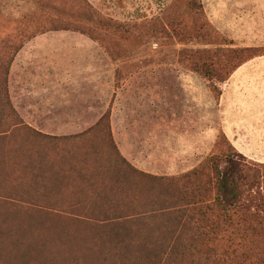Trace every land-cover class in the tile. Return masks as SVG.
I'll list each match as a JSON object with an SVG mask.
<instances>
[{
  "label": "rangeland",
  "instance_id": "obj_1",
  "mask_svg": "<svg viewBox=\"0 0 264 264\" xmlns=\"http://www.w3.org/2000/svg\"><path fill=\"white\" fill-rule=\"evenodd\" d=\"M209 1L205 0L208 9ZM208 16L193 9L190 0H0V77L4 67L11 60L14 62L17 54L29 44L34 43L30 46L32 48L39 41L42 44L71 43L70 39L58 38L51 41L42 37L53 33H78L96 42L101 51L107 53L105 80L112 84L105 89L109 102L108 111L104 116L110 111L111 130L117 123L124 121L126 126L139 128L170 127L169 120L164 123V109L159 106L161 103L155 106V117L151 116L153 108H147V99L143 95L148 83H154L156 90L168 97L170 112L175 110L180 114L192 104L180 94V86L191 79L190 73H196L191 69L194 65L206 63L207 68L218 70L221 65L234 67L245 57L240 55L237 58L234 55L235 47L220 37ZM101 56L103 57L102 54ZM34 69L28 70L30 75L37 73ZM25 80L28 81L29 78L26 77ZM123 80H126V83L134 82V86L129 89L133 93L140 92V95L136 98V94L135 98L126 99L122 103L136 105L134 112L130 110L125 120L121 116L112 120L116 91L122 87L119 83ZM204 82L205 88L211 90L208 81L204 79ZM161 99L162 97H159V100ZM192 106L195 107L194 100ZM204 107L210 109L212 101H204ZM5 115L6 111L1 106L0 119L2 118L3 122ZM20 118L22 119L21 116ZM99 121L96 123V120H92V123H96L93 127L99 125ZM104 121L108 123L107 119ZM23 122L26 124L24 120ZM106 122L101 123L103 129H108ZM174 124L176 127L182 126L178 120ZM20 127L18 128L23 129L22 131L15 129L16 142L8 140L5 144H0V264H77L79 260V264H137L134 259L122 260L129 251L134 252L133 246L119 245L117 237L114 241L111 238L106 239L107 231L99 225L85 221L86 216H73L71 211L75 212L76 209L69 211L68 206L63 210L55 209L51 203L42 204L43 201H39L42 203L39 205L38 202L39 206L35 207L30 202L35 200L37 203L41 196L36 193L34 178L30 180L26 174L25 160L27 157L35 159L33 147H36L39 137H34L33 147L26 146L27 144L21 143V139L31 134H27L24 125ZM204 130L208 133L211 131L209 112L205 113ZM205 137L207 139L205 138L203 161L215 153L216 144L213 146L206 143L210 142V138ZM95 138L104 139L103 135ZM96 147L98 151L106 152L104 144ZM89 149H85V155H90L92 159H81L85 165L88 164L91 168L99 163L103 166L106 163L111 165L108 156L100 161L93 156V149ZM218 149L227 148L220 145ZM83 152L73 153L74 161L80 162ZM88 173L85 174L84 171L83 175ZM76 174L74 179H69L72 183L70 182L71 189L68 192L61 184L60 198L69 200L88 191L86 184L80 183ZM149 181L141 179V185L145 186L140 187V200L146 197L145 190ZM123 209L130 212L134 210L128 207ZM46 213L47 215H43ZM252 227L256 232L251 233L248 239L244 238L242 244L248 248L255 247L259 253H264V228L255 227L254 224ZM241 241L238 237L233 242L239 245ZM82 242L85 245H82ZM226 245V242H221L218 246ZM117 253H121L122 258H117Z\"/></svg>",
  "mask_w": 264,
  "mask_h": 264
},
{
  "label": "crops",
  "instance_id": "obj_2",
  "mask_svg": "<svg viewBox=\"0 0 264 264\" xmlns=\"http://www.w3.org/2000/svg\"><path fill=\"white\" fill-rule=\"evenodd\" d=\"M201 1L210 22L223 36L240 47L264 46V0H210L209 9L205 0ZM42 38L51 41L64 38L72 42L42 44L39 41L32 48L34 43L22 49L11 67L9 92L22 119L43 135L38 138L36 147L32 146L35 159L27 157L25 160L26 174L30 180L34 178L38 195L54 200L59 198L61 184L68 192L72 183L69 179H74L86 166L81 161L85 149L110 145L108 141L95 138L104 134L91 130L108 111L105 89L112 83L105 80L107 53H103L96 42L78 33H53ZM30 69L37 73L30 75ZM193 73L189 75L191 79L180 86V94L192 103L180 114L175 110L170 112L168 97L161 95L154 83H148L143 92L147 108H153L151 116L155 117V106L161 103L164 123L169 120L170 127L139 128L126 126L125 121L117 123L112 135L119 153L142 172L175 176L194 169L203 161L205 136L210 138L206 143L214 146L222 132L239 153L264 164V56L235 70L221 86L222 95L217 102L213 92L205 88L204 78ZM125 81L119 83L122 87L116 91L112 120L119 116L125 120L129 111L134 112L136 108L133 103L122 104L140 95L129 89L134 82ZM209 99L212 101L210 109L204 107V101ZM207 112L210 113V133L204 130ZM206 117L209 118L207 114ZM176 120L182 126L176 127ZM77 152H83L80 162L74 161L75 154L72 155Z\"/></svg>",
  "mask_w": 264,
  "mask_h": 264
},
{
  "label": "trees",
  "instance_id": "obj_3",
  "mask_svg": "<svg viewBox=\"0 0 264 264\" xmlns=\"http://www.w3.org/2000/svg\"><path fill=\"white\" fill-rule=\"evenodd\" d=\"M190 6L206 15L201 0H190ZM219 34L235 47L237 58L245 57L234 67L221 65L218 70H211L206 63H198L191 68L208 81L217 101L222 95L221 86L235 70L264 56V46L240 47ZM12 62L4 67L0 77V107L7 114L3 117L5 122L0 119V144L8 140L16 142L15 131L24 125L31 135L25 136V141L21 139V143L32 146L34 137L43 135L27 126L13 106L8 86ZM109 120L110 111L91 130L101 132L103 140L110 142V145L104 144L106 152L98 151L96 146L89 150L93 149V156L100 161L108 156L111 165L106 163L104 167L99 163L91 168L87 164L78 171V181L86 184L88 190L80 197L67 200L60 198L59 193V199L51 200L41 196L37 203L30 201L35 207L43 201L42 204L51 203L55 209L63 210L67 206L69 211L76 209L71 211L72 215L86 216L85 221L99 225L107 231L106 239L114 241L117 237L119 245L134 247V252L129 251L124 258L117 253V258L123 261L128 258L137 260V264H264V253L242 244L244 238L256 232L252 224L264 228V164L243 156L221 132L214 146L215 153L195 169L173 177L151 175L133 167L119 153ZM104 122L108 129L101 127ZM220 145L227 149H218ZM84 159L92 157L84 152ZM84 171L88 175L84 176ZM141 177L150 180L144 200H140V187L145 186L141 185ZM124 207L134 210L126 211ZM238 237L242 241L235 245L233 241ZM221 242L227 245L219 247Z\"/></svg>",
  "mask_w": 264,
  "mask_h": 264
}]
</instances>
